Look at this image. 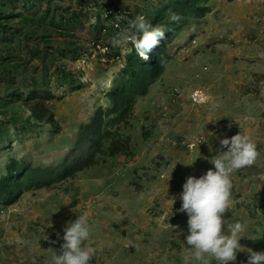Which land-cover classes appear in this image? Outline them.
<instances>
[{"label": "rangeland", "instance_id": "rangeland-1", "mask_svg": "<svg viewBox=\"0 0 264 264\" xmlns=\"http://www.w3.org/2000/svg\"><path fill=\"white\" fill-rule=\"evenodd\" d=\"M85 1L0 0V23L9 27L0 28V176L13 161L61 162L97 111L111 108L107 93L135 49L113 38L167 0ZM201 5L209 11L190 14L176 30L166 48L171 59L129 121L120 130L116 122L105 127L131 139L128 154H106L74 178L29 190L15 203L0 201V264H53L49 247L58 251L63 240L49 241L84 212L97 249L89 264H184L191 250L187 214L177 211L182 185L214 169L217 137L241 130L259 156L231 176L225 231L228 223L246 224L240 244L264 252V0ZM37 87L56 95L47 104L59 127L37 120L21 97ZM10 94L16 98L6 100ZM246 260L238 252L230 264Z\"/></svg>", "mask_w": 264, "mask_h": 264}, {"label": "clouds", "instance_id": "clouds-1", "mask_svg": "<svg viewBox=\"0 0 264 264\" xmlns=\"http://www.w3.org/2000/svg\"><path fill=\"white\" fill-rule=\"evenodd\" d=\"M179 19L178 14H172L171 20ZM136 34L140 35L137 37ZM164 38V26H153L144 16L137 15L129 21L127 29L116 34L113 43L124 47L131 42L139 58L148 61L149 53ZM227 127L231 129L232 124L229 123ZM217 139L220 147L209 161L214 169H208L199 178L186 177L178 197L181 206L177 211L186 213L188 217L184 242L191 250L190 255L183 257L184 264H190L192 259L200 264H210L213 259L218 264H230L237 260L238 252L247 253V260L241 264H264V252L246 249L240 244L246 224L239 221L228 223L225 231L224 221L225 213L231 207V176L235 171L250 167L256 162L259 156L257 146L251 136L242 130L230 138L225 136ZM202 142L205 141L201 139L200 143ZM175 199L176 197L171 198L172 207ZM71 211L78 212V209L75 207ZM88 215V212H84L75 221L66 222L63 236L57 232V239L49 241L50 245H54L63 240L58 251L49 247L54 253L53 264H89L97 249L90 239Z\"/></svg>", "mask_w": 264, "mask_h": 264}, {"label": "trees", "instance_id": "trees-1", "mask_svg": "<svg viewBox=\"0 0 264 264\" xmlns=\"http://www.w3.org/2000/svg\"><path fill=\"white\" fill-rule=\"evenodd\" d=\"M80 1L83 7L88 6L85 0ZM206 1L167 0L155 7L148 16H145V19L153 26L162 25L165 28V38L149 53L150 59L148 61L141 60L135 49L127 56L128 61L122 71V77L114 82L113 88L107 93L112 102L111 108H101L97 111L93 120L86 124L82 132L72 141L68 153L65 154L61 162L55 165L34 166L30 162L20 164L13 161L8 170L0 176L1 203L6 205L15 203L29 190L49 187L55 182L74 178L80 172L97 165L101 157L106 154L113 157L117 154H128L131 139L124 138L123 134L117 131L122 128L119 127L120 124L129 121L137 99L140 96H146L152 84L163 74L166 64L171 59L166 48L171 43L176 30L188 22L190 14L203 15L209 11L208 6L201 5ZM32 4L31 6L35 8L36 5ZM173 13L180 16L179 21L171 20ZM75 19L76 15L72 14L64 21L66 24H70ZM0 28L4 33L9 31V27L5 24L0 23ZM12 76L6 77L11 84L14 80ZM55 96L46 87L32 88L25 97L23 92L21 95L37 120L48 122L53 127H59L55 114L47 104V101ZM15 98L11 99L10 94L6 100L10 101ZM109 122H116L118 129L112 131L105 128ZM107 142H109L108 146Z\"/></svg>", "mask_w": 264, "mask_h": 264}, {"label": "built area", "instance_id": "built-area-1", "mask_svg": "<svg viewBox=\"0 0 264 264\" xmlns=\"http://www.w3.org/2000/svg\"><path fill=\"white\" fill-rule=\"evenodd\" d=\"M194 101L201 103L202 101H204V99L201 95H196L194 96Z\"/></svg>", "mask_w": 264, "mask_h": 264}]
</instances>
